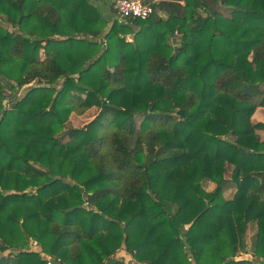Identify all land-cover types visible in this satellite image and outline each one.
<instances>
[{"label": "trees", "instance_id": "trees-1", "mask_svg": "<svg viewBox=\"0 0 264 264\" xmlns=\"http://www.w3.org/2000/svg\"><path fill=\"white\" fill-rule=\"evenodd\" d=\"M153 8L0 0V264H264V0Z\"/></svg>", "mask_w": 264, "mask_h": 264}, {"label": "rangeland", "instance_id": "rangeland-1", "mask_svg": "<svg viewBox=\"0 0 264 264\" xmlns=\"http://www.w3.org/2000/svg\"><path fill=\"white\" fill-rule=\"evenodd\" d=\"M110 1L111 0H104L105 3L109 4L110 6ZM103 5V4H102ZM106 13V9L103 8V13ZM108 15V13H107ZM0 24L5 28L7 29L8 31H13V29L6 23L4 22H0ZM174 39H172L171 43L173 45V47L175 45H177V43H179V35H174ZM61 85V80L59 82H57V84L55 85L56 88H59V86ZM36 86L35 83H32L26 87H24L23 89H20L18 91V97H22L23 94L31 87H34ZM10 96L7 94L6 95V99L7 100V103L5 106H7L9 104V101H11V99L13 98H9ZM15 97V96H14ZM17 98V97H15ZM16 100V99H15ZM14 100V101H15ZM12 102V101H11ZM99 110H97L96 108H93L91 109L90 111H87L85 112L83 115L81 116H77V115H72L70 116V119H69V122L66 124V129L68 128H81L83 127L84 125H86L88 122H90L97 114H98ZM251 120L254 122V123H264V108H258L256 109L255 113L253 114ZM257 134L259 135L260 139L261 140H264V132L263 131H259L257 132ZM230 172H231V169L229 168L227 170V174H226V179L229 181V178H230ZM214 184L207 181V182H204L203 183V188L210 192L214 189ZM236 188H235V185L232 183V182H227L223 188V194L224 196L227 198V199H230L232 197V195L234 194ZM27 191H31V188L27 189ZM255 233H256V226L255 224H250L249 225V230H248V236L246 238V243H247V248H246V252L247 253H244V252H239L238 253V258L237 259H252V251H253V244H254V241H255ZM29 249L31 251H36L38 253L41 252V249L40 247L35 243V242H30V247ZM7 255V252L6 253H0V257H3ZM43 259L45 260V262L47 261V259H52L50 258L49 256H46V255H43V253L41 254ZM114 261H122L124 264H140V263H137L134 258L127 254L126 251L124 249H121L119 251L116 252L115 255H113L111 258H109L108 260H106L105 264H112ZM47 263V262H46Z\"/></svg>", "mask_w": 264, "mask_h": 264}, {"label": "built area", "instance_id": "built-area-1", "mask_svg": "<svg viewBox=\"0 0 264 264\" xmlns=\"http://www.w3.org/2000/svg\"><path fill=\"white\" fill-rule=\"evenodd\" d=\"M159 0H111L114 19L119 23L127 20H145L154 13L153 6ZM177 35V34H176ZM47 264H59L60 260L47 259Z\"/></svg>", "mask_w": 264, "mask_h": 264}, {"label": "crops", "instance_id": "crops-1", "mask_svg": "<svg viewBox=\"0 0 264 264\" xmlns=\"http://www.w3.org/2000/svg\"><path fill=\"white\" fill-rule=\"evenodd\" d=\"M93 1V3L96 5V6H98V8L103 12V8H105L106 9V13L104 12V15H107V11H108V7H109V4H107V3H105V2H103V1H99V0H92ZM103 4V5H102ZM110 5H111V1H110ZM161 16L162 17H166V15L165 14H161ZM131 37H129V39H130ZM93 109V108H92ZM97 109V108H96ZM91 110V109H90ZM89 110V111H90ZM98 110V109H97ZM72 115H74L75 116V114H72Z\"/></svg>", "mask_w": 264, "mask_h": 264}, {"label": "water", "instance_id": "water-1", "mask_svg": "<svg viewBox=\"0 0 264 264\" xmlns=\"http://www.w3.org/2000/svg\"><path fill=\"white\" fill-rule=\"evenodd\" d=\"M16 98L15 97H13L12 99H11V101H14ZM6 103H7V100H4L3 101V105L5 106L6 105Z\"/></svg>", "mask_w": 264, "mask_h": 264}]
</instances>
